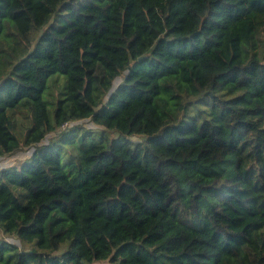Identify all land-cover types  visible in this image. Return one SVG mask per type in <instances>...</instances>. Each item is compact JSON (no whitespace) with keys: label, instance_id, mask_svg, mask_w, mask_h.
<instances>
[{"label":"trees","instance_id":"obj_1","mask_svg":"<svg viewBox=\"0 0 264 264\" xmlns=\"http://www.w3.org/2000/svg\"><path fill=\"white\" fill-rule=\"evenodd\" d=\"M26 2L0 0V157L30 152L0 264H264V0Z\"/></svg>","mask_w":264,"mask_h":264},{"label":"rangeland","instance_id":"obj_2","mask_svg":"<svg viewBox=\"0 0 264 264\" xmlns=\"http://www.w3.org/2000/svg\"><path fill=\"white\" fill-rule=\"evenodd\" d=\"M14 6H13V10L15 11H18L20 9H23L27 6V2L26 0H14ZM63 83V78L61 77L60 79ZM58 90V89H57ZM44 98L46 99L47 98V95L46 93H44ZM85 127H88L90 129H98L97 126H95L94 124L92 123H89V122H85ZM19 124H22L21 122ZM23 125L24 126H28V122H23ZM17 126H19L17 124ZM15 135L20 139V140H23V137H21L19 134H17V132L15 131ZM110 138H112V135L113 133H110L109 134ZM115 135V134H114ZM117 139L118 142H125V141H132V142H137V141H141L143 138L142 137H132V136H119L117 134V136L115 137ZM30 155V152L29 151H25V152H20V153H17L16 155L14 156H4V157H0V167H11L13 165H19V163L21 162V159H23L24 157L27 158L28 156ZM7 240H10L12 242H16L14 239H11V238H6ZM10 264V263H8ZM101 264H108L107 262H104V263H101Z\"/></svg>","mask_w":264,"mask_h":264},{"label":"water","instance_id":"obj_3","mask_svg":"<svg viewBox=\"0 0 264 264\" xmlns=\"http://www.w3.org/2000/svg\"><path fill=\"white\" fill-rule=\"evenodd\" d=\"M141 60H143V58L141 57V58H139V61H141Z\"/></svg>","mask_w":264,"mask_h":264},{"label":"crops","instance_id":"obj_4","mask_svg":"<svg viewBox=\"0 0 264 264\" xmlns=\"http://www.w3.org/2000/svg\"><path fill=\"white\" fill-rule=\"evenodd\" d=\"M26 158L24 157L23 159H21V161L25 160Z\"/></svg>","mask_w":264,"mask_h":264}]
</instances>
